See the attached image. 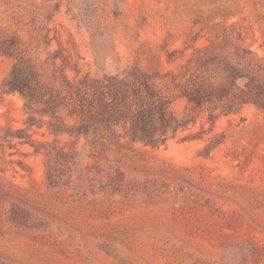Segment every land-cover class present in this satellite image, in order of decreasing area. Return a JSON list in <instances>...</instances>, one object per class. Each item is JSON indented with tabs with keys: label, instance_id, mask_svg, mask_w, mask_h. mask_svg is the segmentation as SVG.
Returning a JSON list of instances; mask_svg holds the SVG:
<instances>
[{
	"label": "rangeland",
	"instance_id": "1",
	"mask_svg": "<svg viewBox=\"0 0 264 264\" xmlns=\"http://www.w3.org/2000/svg\"><path fill=\"white\" fill-rule=\"evenodd\" d=\"M13 35L47 82L56 52L69 81L138 67L168 94L195 50H230L226 35L264 58V0H0V36ZM13 64L0 57V198L21 205V225L0 200V264H264L263 112L245 105L211 132L201 116L158 148L92 152L45 126L27 131L31 147L6 139L27 119L22 97L2 90ZM36 217L44 225L30 228Z\"/></svg>",
	"mask_w": 264,
	"mask_h": 264
},
{
	"label": "trees",
	"instance_id": "2",
	"mask_svg": "<svg viewBox=\"0 0 264 264\" xmlns=\"http://www.w3.org/2000/svg\"><path fill=\"white\" fill-rule=\"evenodd\" d=\"M45 38L48 35H43L41 41L47 43ZM237 41L243 39L226 35L220 42L228 43L230 50L227 45L216 43L195 50L179 74L170 76V93L166 94L169 86L156 87L152 77L138 67L100 78L85 76L69 81L60 67L53 66L56 52L43 62L53 69L51 82H47L18 36H0V57L14 60L2 90L19 94L27 113L26 129L6 139L35 147L36 142L27 131L45 126L54 136L84 138L92 152L97 147L101 152L109 146L121 147L124 140L158 148L178 132L195 126L201 116L211 132L220 117L235 114L245 105L264 113V58L246 47L232 49ZM178 99L186 104L176 114L171 105ZM207 131L201 126L191 138L200 139ZM219 144V139H213L199 155L208 158ZM0 200L9 205V221L21 225L12 218L21 205L7 197ZM42 225L39 217L30 222V228Z\"/></svg>",
	"mask_w": 264,
	"mask_h": 264
}]
</instances>
